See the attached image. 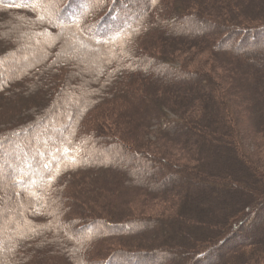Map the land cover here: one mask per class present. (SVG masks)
Listing matches in <instances>:
<instances>
[{
  "label": "trees",
  "instance_id": "16d2710c",
  "mask_svg": "<svg viewBox=\"0 0 264 264\" xmlns=\"http://www.w3.org/2000/svg\"><path fill=\"white\" fill-rule=\"evenodd\" d=\"M62 1L0 0V264H264V0Z\"/></svg>",
  "mask_w": 264,
  "mask_h": 264
},
{
  "label": "rangeland",
  "instance_id": "374dc122",
  "mask_svg": "<svg viewBox=\"0 0 264 264\" xmlns=\"http://www.w3.org/2000/svg\"><path fill=\"white\" fill-rule=\"evenodd\" d=\"M8 1H10V0H8ZM12 1H16V0H12ZM92 0H76L74 3H73V7L71 8V9H68V11H67V13H65V14H63V15H60V18L61 19H66V20H71V16H73V15H75V12L77 13V12H80V11H85L86 13H85V15L88 13V15H89V18L87 19L88 21L89 20H91V19H95L96 18V16H97V14H96V9L92 6L93 4H92ZM53 3H54V5H55V8H56V11H58V13H59V10L60 9H63V1L62 0H53ZM75 6H77L76 8H77V10L75 11ZM92 6V7H91ZM90 7H91V9H90ZM74 8V9H73ZM87 9H89V11H87ZM55 12V11H54ZM70 15V16H69ZM55 16H56V14H55ZM56 18H58V17H56ZM115 21V20H114ZM69 23H72V21H70ZM107 27H108V25H107ZM110 27V26H109ZM94 36V35H93ZM107 36V35H106ZM106 38H108V37H106ZM197 63H199V59L198 58H193L192 59V64H197ZM45 123V122H44ZM44 123L43 124H41V125H39L38 127H37V129L36 130H39V132H43V131H45V126H44ZM35 130V131H36ZM41 134H44V133H41ZM1 160H3V158H1ZM135 163V162H134ZM143 168L142 167H138L137 166V168L135 169L136 171H137V173H139L140 175H142V176H144L145 178H159L158 177V175H157V172L155 171V170H150V172L147 174V175H143V173H142V170ZM168 178H166L165 176L163 177V178H161L160 177V179H158V181L162 184V180H167ZM225 185H227V184H225ZM249 189H250V187H248ZM249 189H244V190H242L243 191V193H245V195H247V193L249 194V193H251V190H249ZM259 189V191H260V189L262 190V191H264V188H258ZM261 192V191H260ZM45 193H47V192H45ZM206 201H202L201 203V210H205V211H203V213H205L206 215H207V217H209L210 216V214L212 213L213 215H215V216H217L215 213H218L220 210H217L216 211V209H220V207H216V209L214 208V207H211V204L209 203V202H206ZM237 202V201H236ZM205 205H204V204ZM233 203H234V201H233ZM237 204H238V202H237ZM207 208H209L208 210H207ZM216 211V212H215ZM221 213H219L220 215H218L217 216V223L219 224V223H222V220L224 221V218H225V216L227 217V213H228V211H227V209L225 208V209H223V210H221L220 211ZM202 225H204V224H202ZM207 226H209V225H212V224H206ZM204 229H206L205 227H202V228H200V230H197L196 232H194V231H192V234H193V237L195 238V239H198V238H200V237H205V236H209V234H208V232H206ZM186 230V229H185ZM190 230V229H189ZM104 231H109L107 228H105L104 229ZM188 232V231H187ZM85 234H89V233H85ZM191 235V234H190ZM194 238H191V239H194ZM183 241H184V239L183 240H180L179 242H180V244H183ZM187 251H186V249L184 248V247H182V249L181 250H179L178 251V257H176V261L179 259V261H180V264H183L184 262H185V259H186V257H187ZM146 258V257H145ZM147 261H148V263H151V264H154L155 263V258H148L147 259ZM119 264H121V262H118ZM147 263V264H148Z\"/></svg>",
  "mask_w": 264,
  "mask_h": 264
},
{
  "label": "bare ground",
  "instance_id": "6f19581e",
  "mask_svg": "<svg viewBox=\"0 0 264 264\" xmlns=\"http://www.w3.org/2000/svg\"><path fill=\"white\" fill-rule=\"evenodd\" d=\"M262 217H264V209H263Z\"/></svg>",
  "mask_w": 264,
  "mask_h": 264
},
{
  "label": "water",
  "instance_id": "95a60500",
  "mask_svg": "<svg viewBox=\"0 0 264 264\" xmlns=\"http://www.w3.org/2000/svg\"><path fill=\"white\" fill-rule=\"evenodd\" d=\"M262 27H263L262 29L264 30V25Z\"/></svg>",
  "mask_w": 264,
  "mask_h": 264
}]
</instances>
